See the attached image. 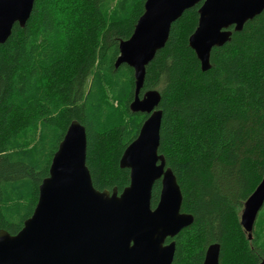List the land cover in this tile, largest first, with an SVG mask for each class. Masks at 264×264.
I'll return each instance as SVG.
<instances>
[{"label": "trees", "instance_id": "obj_1", "mask_svg": "<svg viewBox=\"0 0 264 264\" xmlns=\"http://www.w3.org/2000/svg\"><path fill=\"white\" fill-rule=\"evenodd\" d=\"M144 1L34 0L25 25L0 43V229L15 234L32 214L72 119L85 127L93 186L120 192L128 184L119 158L147 115L129 110L133 70L114 61ZM200 4L172 22L140 91L160 92L158 153L180 187L181 211L193 216L166 242H175L171 264H202L215 242L219 264H258L264 205L251 239L240 213L264 176V9L213 47L202 70L188 45ZM159 190L156 181L151 206Z\"/></svg>", "mask_w": 264, "mask_h": 264}, {"label": "water", "instance_id": "obj_2", "mask_svg": "<svg viewBox=\"0 0 264 264\" xmlns=\"http://www.w3.org/2000/svg\"><path fill=\"white\" fill-rule=\"evenodd\" d=\"M34 0H0V43L15 23L23 27ZM201 2L197 24L188 37L202 70L210 67L213 47L230 40L245 22L264 9V0H145L131 35L118 44L114 67L133 70V113H145L136 137L124 148L119 167L129 170L128 184L96 189L86 166L85 127L72 119L55 150L48 175L38 187L32 214L15 234L0 229V264H171L173 238L190 225L193 216L181 211L182 194L176 177L158 153L162 110L160 92L140 95L145 67L168 39L172 22ZM232 27V28H231ZM231 28V29H230ZM75 146L69 164L66 141ZM160 182L158 200L151 206L152 187ZM264 205V176L246 198L240 224L252 238L258 212ZM219 243L207 246L202 264H219ZM264 264V258L258 263Z\"/></svg>", "mask_w": 264, "mask_h": 264}, {"label": "snow or ice", "instance_id": "obj_3", "mask_svg": "<svg viewBox=\"0 0 264 264\" xmlns=\"http://www.w3.org/2000/svg\"><path fill=\"white\" fill-rule=\"evenodd\" d=\"M66 156L69 164H72L75 159V146L71 140L66 141Z\"/></svg>", "mask_w": 264, "mask_h": 264}, {"label": "rangeland", "instance_id": "obj_4", "mask_svg": "<svg viewBox=\"0 0 264 264\" xmlns=\"http://www.w3.org/2000/svg\"><path fill=\"white\" fill-rule=\"evenodd\" d=\"M258 228H260L261 230L258 231V236H259V239L257 240L258 243H262L263 241V232L262 230H264V210L261 214V217H260V220H259V224H258ZM253 231V230H252Z\"/></svg>", "mask_w": 264, "mask_h": 264}]
</instances>
